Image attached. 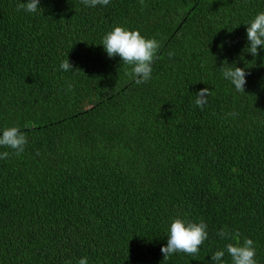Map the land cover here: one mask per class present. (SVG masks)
Instances as JSON below:
<instances>
[{"label": "trees", "instance_id": "1", "mask_svg": "<svg viewBox=\"0 0 264 264\" xmlns=\"http://www.w3.org/2000/svg\"><path fill=\"white\" fill-rule=\"evenodd\" d=\"M27 2L0 0V135L17 126L28 139L19 156L0 147V264H213L236 243L222 228L252 239L264 264V49L243 51L264 0L17 11ZM117 26L159 42L147 83L101 46ZM66 58L74 71L60 69ZM225 60L248 73L244 93L223 78ZM178 217L203 220L208 239L164 260Z\"/></svg>", "mask_w": 264, "mask_h": 264}, {"label": "clouds", "instance_id": "2", "mask_svg": "<svg viewBox=\"0 0 264 264\" xmlns=\"http://www.w3.org/2000/svg\"><path fill=\"white\" fill-rule=\"evenodd\" d=\"M80 3L86 7L107 6L110 0H80ZM39 5L40 0H28L27 3H20L17 11L23 10L32 14L38 11L43 12ZM246 25L247 45L243 51L250 53L255 58L259 55L258 49H264V12L258 13ZM101 46L109 58L119 56L122 64L130 67V75L137 84L147 83L152 78V65L158 58V51L161 47L155 38H145L139 31L117 26L103 36ZM60 69L64 72L74 71L68 58L61 62ZM220 71L223 78L234 86L235 91L245 92V77L248 74L245 69L237 67L235 63L229 65L225 60ZM209 95L211 92L208 88L196 93L195 105L203 110ZM228 115L235 116L236 113L230 112ZM27 143V136L19 127H6L2 130L0 147L12 149L13 154L21 155L25 151ZM9 155L10 153L7 151L0 153V159H7ZM217 235L224 240H235L236 243H227L224 249L215 251L211 255L213 264H224L222 258L225 256V252L230 256L231 264H257L256 249L252 239L244 238L241 242L238 231L232 232L226 228L220 229ZM207 239V224L203 220L197 223L178 217L170 223L167 245L161 248V253L164 260L176 253L196 256L201 245ZM66 264H71V262L67 261ZM78 264H88L87 257L80 258Z\"/></svg>", "mask_w": 264, "mask_h": 264}]
</instances>
